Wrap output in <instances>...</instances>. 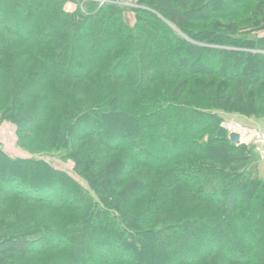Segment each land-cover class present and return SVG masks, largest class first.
Returning <instances> with one entry per match:
<instances>
[{"label":"trees","instance_id":"1","mask_svg":"<svg viewBox=\"0 0 264 264\" xmlns=\"http://www.w3.org/2000/svg\"><path fill=\"white\" fill-rule=\"evenodd\" d=\"M133 1L0 0V264H264V0Z\"/></svg>","mask_w":264,"mask_h":264},{"label":"rangeland","instance_id":"2","mask_svg":"<svg viewBox=\"0 0 264 264\" xmlns=\"http://www.w3.org/2000/svg\"><path fill=\"white\" fill-rule=\"evenodd\" d=\"M91 1H96L99 4H102L97 0H91ZM129 1L132 2V3H130V5L124 4V1H122V0H107L103 3L116 4L118 6L126 8L130 11H133L132 10L133 8H138V7L144 9L147 12L151 11L149 9V7L146 5H139L138 3H136V1L134 2L133 0H129ZM73 9H74V7L67 8V10H69V11H71ZM125 14H126L127 20L129 22H132V13H130L129 16H128L127 12H125ZM261 34H263V33H261ZM209 46H210V48H215V50H217L214 53L215 57L213 58V61L219 60V58H220L219 56H221V54H222V52L220 50H227V49L234 50L235 49L236 50L235 54L237 56H240L241 58L244 56V55H242V53H246L245 51H248L250 49H251V51L254 50V52L258 51L257 49H252V48L237 47L233 43H228V42L224 41L223 39H217L216 44H209ZM181 54H182V56H189L190 55V54L186 55L185 52H182ZM191 55L193 56L192 53H191ZM200 62H202L200 58L198 60H195L194 58L191 59V63H193L194 65H196ZM240 62L241 61L236 63L234 66H236V65L239 66ZM220 114L223 116V119H224L223 122L221 123V125L227 130L228 135H229V132L239 130L240 128H246V129H250V130L264 129V116L261 117V116H254V115H245V114L243 115V114L223 113V112H221ZM164 124L166 125V127H169V128L173 127L170 122L166 121ZM148 125H152V123H149ZM14 130H15V127L13 125L8 124V123H0V145L11 155H15V154L22 155L24 153V151L22 152L16 146L17 145V143H16L17 139L15 136ZM138 135L139 134L134 133V135H132L133 137L131 136L132 140L135 139ZM250 143H253V142H248V143L245 142V144H250ZM116 144L117 143H115L114 145H116ZM35 148H37V146H35ZM142 151L145 152V150H138L136 153L142 154V153H144ZM40 156H42V155H40ZM156 156L159 157V156H161V154L158 155V153H156ZM253 158L254 159L252 161V166H251L252 172L256 177H258L264 181V159L260 158L255 153H254ZM46 159L49 162H51V164H53L55 167L62 166V167H66V168L70 169L72 166V163L70 161L67 163L64 162L65 163L64 164V163L60 162L59 159H56V156H53V155H47ZM203 181H204L206 188H208V189H212L216 186V180H215V177L212 173H206L204 175ZM52 194H53V198H55V199H57V197L61 196L58 193H56V191L52 192L51 195ZM169 235L173 236V234H165V235L159 237V239L156 242H158V243L160 241L164 242L166 240V238H171V237H169ZM130 253L131 252H129V254ZM93 257H94V260L96 262L97 257L94 255H93ZM128 257H129V259H134L133 256H131V255ZM143 257H140L141 261L145 259Z\"/></svg>","mask_w":264,"mask_h":264},{"label":"built area","instance_id":"3","mask_svg":"<svg viewBox=\"0 0 264 264\" xmlns=\"http://www.w3.org/2000/svg\"><path fill=\"white\" fill-rule=\"evenodd\" d=\"M97 1L103 3L107 0H97ZM122 1H124V4L126 5H130V3H132L129 0H122ZM236 131L240 133L242 140H244L246 143L253 142L259 157L264 159V131L259 129L250 130L246 128H240L239 130Z\"/></svg>","mask_w":264,"mask_h":264},{"label":"water","instance_id":"4","mask_svg":"<svg viewBox=\"0 0 264 264\" xmlns=\"http://www.w3.org/2000/svg\"><path fill=\"white\" fill-rule=\"evenodd\" d=\"M228 138L231 142L234 144H241L243 141H241V136L238 132L232 131L229 133Z\"/></svg>","mask_w":264,"mask_h":264},{"label":"crops","instance_id":"5","mask_svg":"<svg viewBox=\"0 0 264 264\" xmlns=\"http://www.w3.org/2000/svg\"><path fill=\"white\" fill-rule=\"evenodd\" d=\"M261 130H264V129H261Z\"/></svg>","mask_w":264,"mask_h":264}]
</instances>
